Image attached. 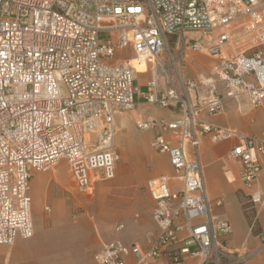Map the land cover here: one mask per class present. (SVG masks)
<instances>
[{
	"label": "built area",
	"instance_id": "2783aa9c",
	"mask_svg": "<svg viewBox=\"0 0 264 264\" xmlns=\"http://www.w3.org/2000/svg\"><path fill=\"white\" fill-rule=\"evenodd\" d=\"M101 33L108 38L100 41ZM123 50L144 61L145 90L133 85L145 71L130 58L114 60ZM196 53L214 60L210 75H189ZM240 97L264 111V0H0V245L33 234V171L64 159L83 192L113 179L114 115L149 105L178 112L135 121L154 132L150 147L173 169L144 184L156 239L146 249L114 239L94 261L247 264L264 252V137L201 118L221 115L225 99ZM203 136L236 139L229 157L240 166L243 209L263 212L256 248H229L232 226L212 214L222 202L206 193Z\"/></svg>",
	"mask_w": 264,
	"mask_h": 264
},
{
	"label": "crops",
	"instance_id": "0c3cea01",
	"mask_svg": "<svg viewBox=\"0 0 264 264\" xmlns=\"http://www.w3.org/2000/svg\"><path fill=\"white\" fill-rule=\"evenodd\" d=\"M125 51L129 50L120 52ZM114 58L123 59L116 55ZM131 60L138 71H145L143 60L136 57ZM189 61L191 77L208 76L205 72L210 71L214 63L213 59L211 64L203 62L197 54L191 55ZM196 62L204 68H195ZM224 105L221 115L202 114L201 118L219 127L264 137L262 109L252 108L244 97L225 99ZM153 109L156 117L173 119L178 116L176 109L149 105H139L131 112L114 115V146L119 154L116 175L110 180L97 181L90 192L77 189L68 166L65 168L62 161L49 171L31 173L30 207L31 210L33 207L41 209L40 225L35 227L31 215L33 234L30 238H16L11 245H0V264H97L93 255L103 243L118 239L126 245L136 244L146 249L155 241L157 227L151 216L154 202L144 184L150 178L173 175V169L167 154L150 147L154 132L139 131L135 126L137 119L154 117L146 114ZM139 133L141 138L137 136ZM235 144V138L213 141L203 136L199 153L207 196L212 201L220 199L222 202L220 207L212 208V214L228 220L233 229L227 245L231 249L246 250L256 248L259 241L239 198V193L243 196L240 166L229 157ZM259 187L264 190V182H260ZM255 215L259 225L263 224L262 209L256 210ZM120 224L122 228L117 230ZM247 264H264V252Z\"/></svg>",
	"mask_w": 264,
	"mask_h": 264
},
{
	"label": "rangeland",
	"instance_id": "374dc122",
	"mask_svg": "<svg viewBox=\"0 0 264 264\" xmlns=\"http://www.w3.org/2000/svg\"><path fill=\"white\" fill-rule=\"evenodd\" d=\"M108 38V36H107V34L106 33H101L100 34V37H99V40L100 41H103V40H106ZM197 55H200L201 57H202V60H203V62H205V63H212V59L210 58V56H208L207 54H205V53H196ZM116 56L117 57H121V58H125V57H130V59L131 58H133L132 56H131V53L129 52V51H125V52H119L118 54H116ZM116 58H114V60H115ZM194 66H195V68H197L198 70H201V69H203L204 67H202L201 66V64L200 63H198V62H196V63H194ZM143 72V71H142ZM206 73V75H209L210 74V71L208 70V71H206L205 72ZM149 75H150V73H149V71H145L144 73H142V74H138V75H136V78H135V80L133 81V85L134 86H136V87H139L141 90H145L146 88H147V84H146V79L149 77ZM146 114H149V115H151V116H156V110L155 109H153V110H151V111H149V112H146ZM141 133H139V134H137V136H139L140 138H141V135H140ZM144 135V134H143ZM142 135V136H143ZM146 135H144V137H145ZM119 151H120V149H119ZM63 162L64 163V166H65V168H67V163H66V161L64 160V159H61L54 167H56L60 162ZM54 167H52V168H54ZM51 168V169H52ZM151 169H152V167H150ZM50 169V170H51ZM148 170H149V168H148ZM49 171V170H48ZM239 198H240V201L242 202V207L244 208V204H243V202H244V196H242L240 193H239ZM31 215H32V217H33V222H34V224H35V227L37 228L39 225H40V222H39V220H40V217H42V215H43V213H42V211H41V209H39L38 207H36V208H34L33 207V209L31 210ZM254 218H255V222H254V226L252 227V229L254 230H257V233L259 232V230H260V225H259V222L257 221V219H256V215H255V211H254ZM248 219V218H247ZM248 222H249V224L251 225V223H250V221H249V219H248Z\"/></svg>",
	"mask_w": 264,
	"mask_h": 264
},
{
	"label": "trees",
	"instance_id": "16d2710c",
	"mask_svg": "<svg viewBox=\"0 0 264 264\" xmlns=\"http://www.w3.org/2000/svg\"><path fill=\"white\" fill-rule=\"evenodd\" d=\"M246 217L249 219L250 223L255 222L254 219V212L252 210L246 211L245 212ZM254 232H257V230L254 229Z\"/></svg>",
	"mask_w": 264,
	"mask_h": 264
},
{
	"label": "bare ground",
	"instance_id": "6f19581e",
	"mask_svg": "<svg viewBox=\"0 0 264 264\" xmlns=\"http://www.w3.org/2000/svg\"><path fill=\"white\" fill-rule=\"evenodd\" d=\"M130 63L132 64V60L130 61ZM135 68H136V70H139L136 66H134ZM146 67H145V65H144V67H143V69H145Z\"/></svg>",
	"mask_w": 264,
	"mask_h": 264
}]
</instances>
